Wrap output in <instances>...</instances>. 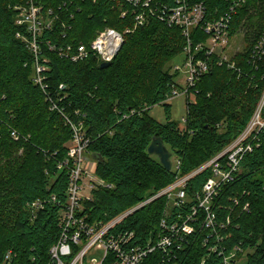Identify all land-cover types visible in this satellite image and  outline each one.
Here are the masks:
<instances>
[{
    "label": "trees",
    "instance_id": "obj_1",
    "mask_svg": "<svg viewBox=\"0 0 264 264\" xmlns=\"http://www.w3.org/2000/svg\"><path fill=\"white\" fill-rule=\"evenodd\" d=\"M34 1L55 16L52 28L37 39L39 62L48 67L46 90L33 82L35 57L29 43L17 38L19 32L30 37L16 23L18 8L29 0H0V264L8 252L16 264H51L69 187L68 172L58 168L73 139L67 119L83 125L88 155L102 158L96 160L95 174L112 186L94 190L92 200L83 202L89 223L95 224L114 220L200 169L242 135L264 104V51L255 53L264 36V0H200L210 16H228L231 40L246 28L248 44L233 56L235 70L215 64L197 82L183 126L172 121L171 105L164 103L179 75L166 66L186 44L179 28L156 18L134 28L132 10L112 0ZM125 9L129 13L122 18ZM106 28L124 34L109 67L102 69L93 54L77 62L69 57ZM127 29L132 31L125 34ZM194 33L195 42L207 39ZM61 50L66 55L60 56ZM157 105L165 109L163 124L150 115ZM154 137L163 139L181 163L179 170L167 171L149 155ZM257 141L241 161L240 173L221 185L214 200L216 222L226 226L218 228L223 241L213 237L205 244L209 231L202 228L206 216L201 212L195 233L177 252L180 264H221L233 251L238 259L245 257V264H264V128ZM211 174L207 169L189 181L188 198ZM37 201L44 207L34 214L31 206ZM174 213L162 197L127 217L116 231L135 233L132 244H145L160 233L162 219L170 221ZM163 256L157 250L145 264H160Z\"/></svg>",
    "mask_w": 264,
    "mask_h": 264
},
{
    "label": "built area",
    "instance_id": "obj_2",
    "mask_svg": "<svg viewBox=\"0 0 264 264\" xmlns=\"http://www.w3.org/2000/svg\"><path fill=\"white\" fill-rule=\"evenodd\" d=\"M124 7V3L135 15L134 28L147 24L151 19H158L170 27L179 28L185 38V79L183 84H178L177 79L172 85L170 94L164 103H168L182 95L189 97L191 90L197 82L210 72L217 64L219 67L227 66L230 70H235L236 65L229 55L228 48L230 39V19L227 15L217 17L210 16L206 5L200 0H112ZM172 2V3H171ZM237 6L239 3L234 2ZM20 10L16 23L25 27L30 37L23 36L20 32L17 38H23L29 43V48L34 53L35 66L33 82L42 90L48 89L47 77L44 75L48 71L47 66L39 62L40 49L37 39L45 30L52 28L55 16L52 10L45 13L42 7L37 6L34 0H29L25 8ZM129 13L123 10L122 18ZM132 30L127 29L128 34ZM195 31L207 36L205 41L195 42ZM124 43V34L112 28H106L97 33L95 39L89 44H80L77 52L69 55L74 61H81L91 54L97 56L102 63H111L117 56ZM54 49V48H52ZM69 52L72 48L68 47ZM264 51V36L255 47V53ZM66 55V50L60 51V56ZM180 73V68L176 67L174 73ZM178 78V77H177ZM64 89L63 86H61ZM54 110L57 106L53 104ZM261 106L255 113L252 121L246 130L234 140L222 153L210 160L200 169L192 174L179 178L174 184L162 190L158 194L138 205L136 208L120 215L107 223L91 224L85 215L84 201H90L93 191L99 188H111L104 180L95 174L97 161L93 160L89 166L88 146L90 140L86 138L83 125L73 124L67 119L73 130V139L68 145L67 159L58 165L59 170H66L69 174V187L67 190V205L60 217L59 228L60 237L56 244L50 249L51 264H145L147 258L154 252L163 251L160 264H180L177 252L184 248L186 242L195 233L194 223L201 212L205 213V221L202 228L209 231L205 244L213 237L218 243L223 241V237L218 235V228H225L218 225L217 215L213 210L214 200L219 193L222 184L233 180L236 174L240 173V163L243 158L254 149L257 141V134L264 128L262 123ZM185 122V119L183 120ZM12 138L18 140L20 137L16 131H12ZM226 158L227 164L221 161ZM181 163H172V169L179 170ZM90 168V169H89ZM211 170V177L195 193L193 198H188L186 188L189 181L204 170ZM96 177L93 178L92 175ZM166 197L168 203L176 211L173 219L167 221L162 219L160 223V233L152 240H147L145 244H132L135 233L125 234L116 231V227L127 217L135 213L147 204ZM55 200V199H54ZM195 205H192V204ZM42 202L37 201L31 208L35 214L43 209ZM229 224V223H228ZM216 250V249H215ZM97 254V257L92 255ZM224 255V251L221 252ZM242 258H237L236 251L223 257L221 264H240ZM13 252H8L2 264H16ZM243 264V263H242Z\"/></svg>",
    "mask_w": 264,
    "mask_h": 264
},
{
    "label": "rangeland",
    "instance_id": "obj_3",
    "mask_svg": "<svg viewBox=\"0 0 264 264\" xmlns=\"http://www.w3.org/2000/svg\"><path fill=\"white\" fill-rule=\"evenodd\" d=\"M246 32H247L246 28L242 29L231 40L227 53L229 55H231L232 57L235 56L236 54L244 52L246 50L247 44H248L247 39H246ZM184 64H185V55L182 54V55L177 56L173 60H171L166 66V69H169L173 73H174V70L176 67L180 68V73H179L178 78H177L178 84H183V80L185 79V76H184L185 66H184ZM188 98H191V100H193V96L187 97L186 95H182V96L177 97V98H175L169 102V104L171 105V119H172V121L179 123L181 126L184 125L183 120L185 119V117L187 115V99ZM263 106H264V104L261 105V108H263ZM150 115L153 119H155L159 123L163 124L166 122L165 109L161 105L155 106L151 110ZM262 123H264L263 120H262ZM88 159L90 161L89 166H91L93 160H95V159L91 155H88ZM172 163L173 164L176 163L175 157L172 158ZM92 177L95 178L96 176L93 174ZM92 256L94 258V257H97L98 255L94 254ZM242 263L245 264V257L242 258V261L240 264H242Z\"/></svg>",
    "mask_w": 264,
    "mask_h": 264
},
{
    "label": "water",
    "instance_id": "obj_4",
    "mask_svg": "<svg viewBox=\"0 0 264 264\" xmlns=\"http://www.w3.org/2000/svg\"><path fill=\"white\" fill-rule=\"evenodd\" d=\"M110 66V63H102L101 68L105 69ZM148 153L151 156L156 157L160 164L167 170H172V153L167 149L164 141L160 137H154L152 143L148 148ZM95 160H102L101 157L94 156Z\"/></svg>",
    "mask_w": 264,
    "mask_h": 264
}]
</instances>
